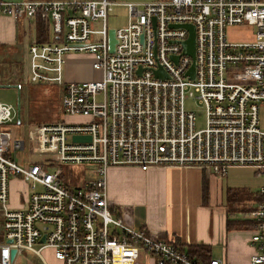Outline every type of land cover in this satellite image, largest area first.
Wrapping results in <instances>:
<instances>
[{"label":"built area","instance_id":"2783aa9c","mask_svg":"<svg viewBox=\"0 0 264 264\" xmlns=\"http://www.w3.org/2000/svg\"><path fill=\"white\" fill-rule=\"evenodd\" d=\"M115 5L0 1L2 16L49 22L51 39L28 45V81L60 88L64 115L33 126L27 148L9 129L15 106L0 103V264L25 263L27 253L44 263L43 249L60 264H137L141 253L163 264H202L125 222L106 193L113 166H195L218 178L232 167L255 169L262 199L247 215L254 224L250 262L264 264V0L122 4L126 25L114 29L110 52L106 19ZM243 25L254 28L253 40L228 41L226 29ZM185 26L193 27V57L184 53ZM70 54L89 55L100 78L67 81ZM188 98L203 104L204 129L196 130L194 114L184 109ZM74 135L90 139L75 142ZM68 164L90 167L95 178L71 186ZM10 179L26 186L20 209L8 206Z\"/></svg>","mask_w":264,"mask_h":264},{"label":"crops","instance_id":"0c3cea01","mask_svg":"<svg viewBox=\"0 0 264 264\" xmlns=\"http://www.w3.org/2000/svg\"><path fill=\"white\" fill-rule=\"evenodd\" d=\"M35 20L14 21L0 15V48H7L11 55H20L19 60L10 61L3 70L4 75L0 77V84L19 85L21 89V85L27 82L29 72L27 48L31 41L38 42ZM43 21L48 25L46 33L48 39L44 41L47 42L51 39L50 24L47 20ZM90 61L89 55H68L64 78L67 81H84L87 74L82 73L81 66L86 63L90 67ZM0 64H3L1 59ZM75 70L78 73H75ZM261 121L264 126V115L261 116ZM35 125L30 124L25 134V130L21 128L20 106V121L17 123L15 120L9 125V129L14 136L23 138L29 148L31 146L27 143V136ZM118 167L112 171H117L114 180H108L106 174V193L111 205L127 224L144 228L147 233L162 240L176 242L183 249L194 245L205 246L208 257L220 260L223 264H251L250 257L253 254L250 243L251 229L226 228V192L231 188L243 189L252 194L258 193L262 178L255 171L254 177L261 178L257 190H253L251 180H243L235 173L237 169L249 168L232 167L225 176L218 178L211 172L195 166L154 167L146 171L134 166H123L126 171ZM128 178L130 182H127ZM233 216L239 218L240 214L236 213ZM145 256L147 255L143 253L140 258L144 261L147 258ZM149 259L148 264H153L152 259ZM39 261L41 263L28 260L22 264L45 263L37 260ZM155 261L158 264L159 260Z\"/></svg>","mask_w":264,"mask_h":264},{"label":"rangeland","instance_id":"374dc122","mask_svg":"<svg viewBox=\"0 0 264 264\" xmlns=\"http://www.w3.org/2000/svg\"><path fill=\"white\" fill-rule=\"evenodd\" d=\"M3 1V0H0ZM111 3H116L112 7L111 11L107 15V27L108 29H118L126 25L127 20V9L122 4H148L151 2H156L158 0H108ZM225 35L228 41L231 42H246L252 41L254 38V28L251 26H233L229 27L225 31ZM19 54L11 55L7 52V48H0V59L3 64H0V77L4 75L3 70L6 69L9 62L12 60H19ZM5 65V66H4ZM82 73L87 74L85 80H96L100 78V73L93 71L86 63L81 66ZM25 71V67L23 66ZM75 73L78 71L75 70ZM82 80V79H81ZM0 103L11 104L15 106L16 103V90L12 88H0ZM20 106H21V128L25 130V134L30 126V124L40 125L43 123H50L56 121H62L64 115L61 109V93L57 87L31 84L27 80L21 85L20 89ZM184 109L186 111L192 112L195 116V129L201 130L205 128V110L203 104L199 103L198 100L188 98L184 102ZM67 119V118H66ZM72 122L77 121L76 118L71 120ZM118 166L109 167L107 169V179L114 180L117 176V171L112 172ZM90 168V167H87ZM87 168H83L80 165L68 164L64 167L65 180L71 185L76 186V183L83 179L95 178V176L89 172H86ZM122 168L125 170L123 166ZM249 168V167H242ZM126 171V170H125ZM235 173L243 180L252 181L253 190H257L261 184L260 177H254L253 169H237ZM126 174V172H125ZM133 180V176L131 175ZM129 181V178L127 179ZM26 192V186L18 180H9L8 186V198H9V208L20 209L22 208L21 196L19 192ZM26 194V193H25ZM23 194L22 197H26ZM1 212V210H0ZM154 236V235H153ZM158 237V236H156ZM160 238V237H158ZM143 253H141L142 255ZM147 255V254H146ZM26 256L30 262L41 263L38 257H34L27 253ZM40 256L45 262V264H60L57 260L53 258L52 251L50 249H43L40 251ZM147 258L141 259L137 264H148L149 258L152 259L153 264H156L155 258L150 255L145 256Z\"/></svg>","mask_w":264,"mask_h":264},{"label":"trees","instance_id":"16d2710c","mask_svg":"<svg viewBox=\"0 0 264 264\" xmlns=\"http://www.w3.org/2000/svg\"><path fill=\"white\" fill-rule=\"evenodd\" d=\"M47 23L40 17L35 20V30L38 35V42H44L47 33ZM61 92V91H60ZM242 168V167H238ZM253 169V168H252ZM255 172L256 170L253 169ZM228 171V170H227ZM257 173V172H256ZM258 174V173H257ZM226 228H247L252 229L254 224L247 218V215L254 209L255 205L261 202L262 196L260 193H248L243 189H227L226 192ZM236 213H239V218L234 217ZM234 217V218H233ZM173 245L182 251H185L189 256L196 257L202 264H208L211 259L208 257V250L205 246L194 245L187 246L184 249L181 248L176 242Z\"/></svg>","mask_w":264,"mask_h":264},{"label":"water","instance_id":"95a60500","mask_svg":"<svg viewBox=\"0 0 264 264\" xmlns=\"http://www.w3.org/2000/svg\"><path fill=\"white\" fill-rule=\"evenodd\" d=\"M189 31V36L187 40L184 42V53L187 55L193 57V49H194V33H193V27L191 26H185ZM108 35V49L110 52L114 49L115 44V38H114V29H109L107 32ZM191 72H193V65H191ZM160 71H155V75L158 76ZM0 88H12L16 90V103H15V111H16V121L19 123L20 121V88L19 85H13V84H0ZM88 136H72V140L75 142L80 141H89ZM15 250H12L10 252V257L14 256ZM158 264H163L161 260H159Z\"/></svg>","mask_w":264,"mask_h":264}]
</instances>
